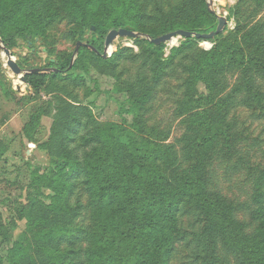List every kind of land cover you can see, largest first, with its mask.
Segmentation results:
<instances>
[{
  "label": "trees",
  "instance_id": "obj_1",
  "mask_svg": "<svg viewBox=\"0 0 264 264\" xmlns=\"http://www.w3.org/2000/svg\"><path fill=\"white\" fill-rule=\"evenodd\" d=\"M262 12L264 0H237L234 30L210 39L215 44L207 51L190 37L163 58L164 43L139 36V53L125 47L103 58L111 29L151 38L177 29L205 33L215 29L217 17L205 0H0V38L8 48L25 36L47 41L63 17L84 43L71 65L68 55L50 61L56 71L26 73L34 92L51 75L69 73V81L85 86V77L96 84L97 73L114 79L110 89L124 96L119 113L130 116L122 124L103 123L90 100L81 102L63 87L54 91L59 93L42 113L52 116L49 136L38 146L49 165L31 173L33 191L20 211L22 241L9 244L0 214V264H172L181 246L188 249L189 264H264V167L243 158V132L228 119L231 108L264 110ZM83 52L91 55L87 66ZM170 85L182 90L178 104L190 108L189 120L179 138L164 143L144 117ZM1 89L7 101L14 100L9 89ZM35 121L24 125L30 140ZM7 150L0 140V158ZM222 159L253 171L248 210L256 225L248 234L235 216L236 205L211 188L210 166ZM81 195L90 223L84 230L74 227L84 207Z\"/></svg>",
  "mask_w": 264,
  "mask_h": 264
},
{
  "label": "rangeland",
  "instance_id": "obj_2",
  "mask_svg": "<svg viewBox=\"0 0 264 264\" xmlns=\"http://www.w3.org/2000/svg\"><path fill=\"white\" fill-rule=\"evenodd\" d=\"M205 1L207 2V0ZM222 1L223 4L220 0H212V6L219 16L224 15L227 18V24L222 31L225 36L236 26L231 10L237 0ZM149 11L152 12V6L149 7ZM259 17L263 18L264 12ZM154 24L152 21L151 25ZM216 25L217 20L214 27ZM49 33L50 37L47 41L39 37L25 36L17 38L12 48H8L4 43L0 45V140L8 146V150L0 158V214L9 244L14 241H22L25 235V220L20 218V211L28 201V194L33 191L32 187L28 185L31 173L36 170L43 173L49 165L47 154L38 146L44 143L49 136L52 116H44L42 113L49 102L53 101L55 94L59 93L54 91L63 87L65 92L71 97L75 96L81 102L90 100L93 113L103 123L112 121L122 124L123 118L126 121L130 120L129 115L123 114V112L119 113L124 96L110 89L114 81L113 78L100 76L96 73V84L85 77L86 85L78 86L69 81V73H63L60 76L51 75L45 85L38 92H34L18 76H12L17 72L12 64L8 63L9 60L15 61L20 70L24 71L31 67H55L50 65V59L64 60L65 57L71 55L74 62L80 57L78 51L73 56L78 42V32L68 18L63 17ZM90 37L91 32L87 31L85 38ZM175 39L163 44V58L169 56L172 48L185 41L184 38ZM195 41L205 51L210 50L215 44L214 40ZM140 44L141 41L137 38L117 37L108 49L106 57H111L114 52H119L125 47L132 49L134 53H139ZM4 49L8 50L9 57L4 53ZM81 55V62L87 66L91 55L87 52H83ZM130 64L135 66L132 61H129L128 65ZM81 69H77L76 73L81 72ZM133 70V67L128 68L125 75L128 76ZM170 83L172 86L176 84L175 81ZM260 83L264 86V81ZM172 86L167 90V94L166 91L157 94L152 110L144 117L147 128L157 132V138L164 139V143H171L179 138L184 131L185 123L189 120H186L185 113L190 108H180L178 104L182 98V90L177 85ZM2 87L9 89L13 94V101L5 99ZM89 90H91L89 96H85ZM198 91L205 93L203 84H199ZM70 96L67 99H70ZM32 119L36 121L32 129L29 130L33 139L30 140L25 136L24 125L30 123ZM228 119L230 123L234 121L235 128L243 132L242 142L238 144V148L244 150L241 151L243 158L249 161L252 167H264V156L261 152L264 149V110L259 113L258 110L244 107L231 108ZM31 143L33 146H30ZM233 162L234 160L222 159L212 163L210 166L211 188L236 205L235 216L243 225L244 232L248 234L256 225L250 220L248 210L252 204L251 174L253 171H248L244 165L238 169L232 168ZM81 196L84 207L80 210L74 227L84 230L90 223L88 221L89 212L86 208L87 199L86 196ZM187 250L182 246L178 247L171 263L189 264L191 261L189 259L188 262Z\"/></svg>",
  "mask_w": 264,
  "mask_h": 264
},
{
  "label": "water",
  "instance_id": "obj_3",
  "mask_svg": "<svg viewBox=\"0 0 264 264\" xmlns=\"http://www.w3.org/2000/svg\"><path fill=\"white\" fill-rule=\"evenodd\" d=\"M220 2L223 4L224 2L222 0H220ZM206 6L207 9L210 13L216 15L217 17V25L215 27L214 30H211L209 32H194V31H190V30H185V29H177L168 33H165L163 35L157 36L155 38H151L148 35H142L139 32L133 31L131 29H127V28H117V29H111L109 30V32L107 33L105 40H104V46H103V54L102 57L105 58L106 57V53L108 52V49L110 48L113 40L117 37H132V38H136L139 36H143L145 37L147 40H149L150 42H152L155 45H160L162 43H167L169 41H171L172 39L175 38H190V37H194L196 39H200V40H210L212 38H214L218 33L222 32L227 24V18L222 15L219 16L216 12V10L213 8L212 6V0H207L206 2ZM92 30H94V27H91ZM0 45H2V41L0 39ZM84 45V43L78 41L73 53V56L77 53L79 46ZM4 53H6L8 55V57L10 56L8 53V50L4 49ZM51 62L54 61V59H50ZM73 62V57L71 58V62L70 65ZM9 64H12V66L14 67L15 71L17 72L16 75H18V77L27 85V87H29L28 83H26V79H25V74L26 73H30V72H34V71H42V72H48V71H56V68L53 67H49V68H33L30 70H24L21 71L20 68L18 67L17 63L14 61H10L8 62ZM30 146H33V144L31 143Z\"/></svg>",
  "mask_w": 264,
  "mask_h": 264
},
{
  "label": "bare ground",
  "instance_id": "obj_4",
  "mask_svg": "<svg viewBox=\"0 0 264 264\" xmlns=\"http://www.w3.org/2000/svg\"><path fill=\"white\" fill-rule=\"evenodd\" d=\"M12 76H18V75H12Z\"/></svg>",
  "mask_w": 264,
  "mask_h": 264
}]
</instances>
